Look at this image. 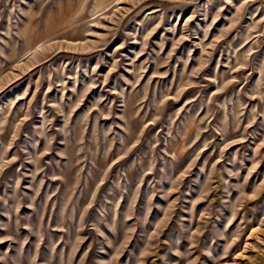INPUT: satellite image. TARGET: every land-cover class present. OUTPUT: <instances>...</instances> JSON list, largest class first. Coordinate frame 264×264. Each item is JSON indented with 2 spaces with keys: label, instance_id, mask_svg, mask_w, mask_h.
Instances as JSON below:
<instances>
[{
  "label": "rangeland",
  "instance_id": "374dc122",
  "mask_svg": "<svg viewBox=\"0 0 264 264\" xmlns=\"http://www.w3.org/2000/svg\"><path fill=\"white\" fill-rule=\"evenodd\" d=\"M0 264H264V0H0Z\"/></svg>",
  "mask_w": 264,
  "mask_h": 264
}]
</instances>
